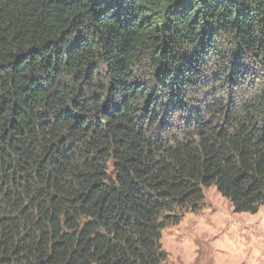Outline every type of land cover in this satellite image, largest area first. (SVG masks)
<instances>
[{"label":"trees","instance_id":"1","mask_svg":"<svg viewBox=\"0 0 264 264\" xmlns=\"http://www.w3.org/2000/svg\"><path fill=\"white\" fill-rule=\"evenodd\" d=\"M210 187L264 207V0H0V264H164Z\"/></svg>","mask_w":264,"mask_h":264},{"label":"rangeland","instance_id":"2","mask_svg":"<svg viewBox=\"0 0 264 264\" xmlns=\"http://www.w3.org/2000/svg\"><path fill=\"white\" fill-rule=\"evenodd\" d=\"M164 264H264V207L235 214L215 187L204 189L196 213L162 232Z\"/></svg>","mask_w":264,"mask_h":264}]
</instances>
